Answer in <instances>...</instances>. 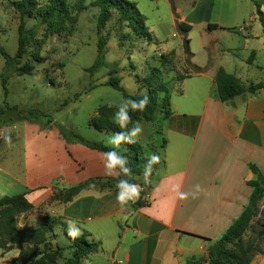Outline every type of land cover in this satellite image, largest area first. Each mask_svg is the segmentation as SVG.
I'll return each mask as SVG.
<instances>
[{
	"label": "crops",
	"instance_id": "crops-1",
	"mask_svg": "<svg viewBox=\"0 0 264 264\" xmlns=\"http://www.w3.org/2000/svg\"><path fill=\"white\" fill-rule=\"evenodd\" d=\"M151 1L157 9L160 2L166 3L171 13L167 22L157 17V23L148 29L152 35L148 43L156 45L150 57L158 66L159 56L173 51L175 74L170 75L174 80L169 90L170 114L138 121L142 131L133 139L142 145L146 157L153 153L159 157L147 184L146 167L137 176L138 197L120 205L115 185L118 170L105 174L104 152L66 142L53 122L40 126L18 117L16 120H24L21 127H15L16 121L9 122L14 133L6 129L9 125H0V197L24 193L32 204L17 217L19 227L35 226L44 215L58 216L67 229L71 223L80 232H88L90 240L100 242L99 249L85 255L80 264H208L209 245L248 204L252 188L247 181L253 178L249 164H255L264 178V88L221 101L215 82L219 67L244 85L252 82L248 74L256 65L249 58L225 55V51L240 47L227 44L235 29L252 58L259 49L264 53L257 15L242 18L237 27L212 23L218 27L208 30L210 22L200 17L196 5L185 11L183 1L175 0L173 12L169 0ZM235 1L226 0L225 7L230 9ZM180 22L190 26L186 33L178 29ZM194 30L198 32L192 35ZM218 30H223L228 41L224 48ZM177 35L180 41L171 44L169 37ZM185 38L192 53L189 61L200 72H192L185 63ZM185 69L191 75L177 80L176 75ZM169 71L164 74L167 82ZM87 180L96 182L68 202L53 198ZM180 193L187 199H180ZM54 232L55 242L66 245L59 225ZM64 252L63 257L70 255L68 250ZM17 255L16 248L0 249V264H18ZM248 264H264V245L255 250Z\"/></svg>",
	"mask_w": 264,
	"mask_h": 264
},
{
	"label": "trees",
	"instance_id": "trees-1",
	"mask_svg": "<svg viewBox=\"0 0 264 264\" xmlns=\"http://www.w3.org/2000/svg\"><path fill=\"white\" fill-rule=\"evenodd\" d=\"M174 1L169 0L173 12L175 11ZM8 2L14 11L18 13L19 17L16 52L10 55L0 44V54L5 61L4 71L1 73V83L5 93V84L10 73H32L34 68L33 64L27 60H22L32 44H35L32 58L36 61H44V57L39 55L43 39H37L38 26H28V19L38 18L40 23H45L47 31H45L43 38H47L48 35L53 34L57 29H64V22L70 18L67 0H47L45 6H39L37 0H8ZM88 5L98 8L97 32L99 33V37L96 58L89 67L85 68V71L93 74L101 66L111 65L104 60L106 38L100 35V32L113 17H116V21L123 24L137 38H141L147 42L152 41V35L145 24V15L138 9L134 1L91 0ZM85 6H81L80 9H84ZM255 6L256 15L261 23L264 36V13L260 10V6L257 3ZM53 20H59L61 23L55 26ZM177 27L184 33L190 28L189 25L182 22L178 23ZM217 27L216 24L212 23L207 25L208 30ZM183 51L185 53V63L191 67V71L194 73L202 71L200 67L191 64L189 61L192 53L188 46V39L186 38L183 40ZM173 56V51L168 54H161L159 56L160 64L158 66L149 67L147 73L141 79L137 77V80L140 81V88L146 89V93L143 95L127 93L121 85V78L117 76L116 64L112 65L108 71V78L104 83L120 90L126 98L133 101L142 100L147 96L149 103L143 112L129 110L131 121L128 123L126 129L122 130L114 122L113 117L116 107L113 103H105L98 106L96 113L89 119V125L98 131L113 133L120 131L128 132L141 118L150 120L157 115H163V117L168 116L171 112L169 88L164 74L165 71L172 70L174 66ZM251 56L252 54L249 57V61L252 58ZM190 75V72H186L177 74L176 78L177 80H181ZM215 82L217 96L221 101L230 100L244 92L254 93L264 88V82H250L248 85H244L239 78L228 73L222 67H219L215 73ZM10 108L17 109L16 106L0 107V119ZM18 114L19 118L27 121H34L38 116L44 115L36 108L21 109L18 110ZM48 121L49 123L53 122L51 119ZM53 126L66 142H78L104 153L117 151L119 155L126 158L127 162H125L124 168H130L131 174L124 175L123 169L117 168L118 175L115 178L116 187L121 180H127L132 185L139 184L137 176L140 174L142 168L147 167L150 157L144 155V149L138 141L135 140L131 144L122 143L125 151L121 152L119 149L107 146L101 141L88 140L78 133L66 129L61 124L53 122ZM129 138L133 139L132 137ZM153 155L157 156L156 153H153ZM249 168L253 173V178L247 181V184L252 188L248 204L226 231L209 245L207 251L208 264H248L251 255L255 252L254 246L251 243L245 242L244 235L250 227L252 220L257 216L260 200L264 198V178L255 164L250 163ZM95 182V180L84 181L70 187L58 196L55 195L53 198H58L61 202H68L82 189ZM31 208L32 204L26 199L24 193L0 197V249L8 251L16 248L18 255L15 260L18 261V264H80L81 259L85 255L99 249L100 242L90 240L89 233L86 231H81V234L75 239L69 237L65 221L58 216L44 215L35 226L27 225L25 227H19L17 217ZM261 218L263 220V228L260 230V234H264V212L261 214ZM55 225L61 227L67 240L66 245L62 246L55 242ZM65 250H68L70 253L68 257H63V251Z\"/></svg>",
	"mask_w": 264,
	"mask_h": 264
},
{
	"label": "rangeland",
	"instance_id": "rangeland-1",
	"mask_svg": "<svg viewBox=\"0 0 264 264\" xmlns=\"http://www.w3.org/2000/svg\"><path fill=\"white\" fill-rule=\"evenodd\" d=\"M37 1L39 6H45L47 3V0ZM67 1L70 18L64 22L65 28L57 29L47 38H43L47 31L46 24L40 23L38 18L28 19V26H38L37 39H43L39 55L44 57V61H36L32 58V52L35 50V44H32L22 59L33 64L32 73H10L5 84L6 93L1 83V73L4 71L5 61L0 54V107H17V109L10 108L6 111L0 119V125L3 128L9 125L10 128L6 129L8 132L14 133L16 129H13V124H9V122L16 121L15 127L18 128L24 122L21 119L16 120V118L19 119L18 110L36 108L44 115L38 116L32 124L48 126L50 124L48 120L51 119L54 123L61 124L66 129L72 130L88 140L101 141L107 146L114 147L109 143L113 132L98 131L89 125V119L96 113L98 106L113 103L116 113L119 104L130 100L120 90L104 83L108 78V71L112 65L116 64L117 76L121 78L124 90L129 94L143 95L146 89L140 88V81L137 80V77L141 79L149 67L155 66L150 55L156 45L137 38L123 24L118 23L116 17H113L100 32V35L106 38L104 60L111 65L101 66L91 74L85 71V68L94 62L97 54L98 8L88 5L91 0ZM131 1H134L138 9L146 14L145 24L149 30L157 23V17H160L162 22H167L166 19L170 16L171 11L166 3L160 2L157 9L151 0ZM182 1L183 10L186 11L192 5H196V11L201 10L200 17L207 18L210 23L220 26L233 23L235 27L242 25V18L248 20L252 14H256V3L264 13V0H236L230 9L225 7L226 0ZM83 5H86L85 8L80 9ZM18 17V13L14 11L8 0H0V44L10 55H13L17 49ZM53 23L57 26L61 22L53 20ZM221 31L223 32V30H218L217 33L221 36L219 44L222 42L221 47L224 48L228 41L224 39ZM177 32H179L178 29ZM197 32L194 30L192 35ZM234 32L237 35L229 34L231 38L227 44L232 43L240 47L225 51V55L248 59L250 53L243 47L238 36L239 32L233 29ZM180 39L178 35L170 36L168 41L175 45ZM250 45L256 47L254 41H251ZM251 46L249 47L251 48ZM221 56L220 58H222ZM251 61L256 67L252 68L248 74L250 80L264 82V53L260 49L257 50L255 56L248 62ZM185 71L190 72L186 69ZM185 71L184 73H186ZM173 74H175L174 70L169 71V90L173 89L174 80H171ZM117 149L121 152L125 151L122 143ZM263 212L264 198L260 200L257 216L252 220L244 235L245 242L251 243L255 250L264 245V234H260V230L263 228L261 218Z\"/></svg>",
	"mask_w": 264,
	"mask_h": 264
},
{
	"label": "clouds",
	"instance_id": "clouds-1",
	"mask_svg": "<svg viewBox=\"0 0 264 264\" xmlns=\"http://www.w3.org/2000/svg\"><path fill=\"white\" fill-rule=\"evenodd\" d=\"M149 103L148 97L145 96L142 100L133 101V100H125L123 103L118 105V111L114 115V122L119 125V127L123 130L127 128L128 123L131 121V117L129 116V110L131 111H139L143 112ZM142 128L140 127L139 123L137 122L132 129L128 132L120 131L113 134V136L109 139V143L113 145L115 148H118L121 143H134V139H130L129 137L135 138L141 133ZM11 138L5 137L6 143H10ZM104 158L106 159L105 163V174L106 175H113L112 170L121 168L123 169L124 175H130L131 169L124 168V164L126 158L119 155L117 151H109L104 153ZM159 162L158 156H151L148 161V165L144 170L145 176V183H148V177L151 174V168L154 163ZM119 193L117 195V202L120 205H125L128 203L129 200H133L134 197H138V186L129 184L127 180H121L118 185ZM197 190L199 191V185L196 186ZM180 199H187V195L185 193L179 194ZM67 234L69 237L75 239L81 233L79 229L75 228L73 224H69Z\"/></svg>",
	"mask_w": 264,
	"mask_h": 264
},
{
	"label": "built area",
	"instance_id": "built-area-1",
	"mask_svg": "<svg viewBox=\"0 0 264 264\" xmlns=\"http://www.w3.org/2000/svg\"><path fill=\"white\" fill-rule=\"evenodd\" d=\"M112 264H115V261H112Z\"/></svg>",
	"mask_w": 264,
	"mask_h": 264
}]
</instances>
